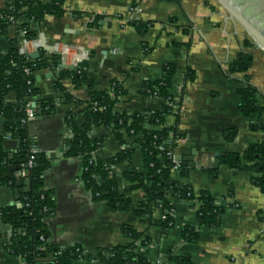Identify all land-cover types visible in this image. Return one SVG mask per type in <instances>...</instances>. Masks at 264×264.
<instances>
[{
	"label": "crops",
	"instance_id": "0c3cea01",
	"mask_svg": "<svg viewBox=\"0 0 264 264\" xmlns=\"http://www.w3.org/2000/svg\"><path fill=\"white\" fill-rule=\"evenodd\" d=\"M136 3L137 12L128 18L129 7ZM216 3V0H65V15L48 17L39 26V37L44 35L47 45L54 50L48 53L39 48L38 38V42L29 43L27 54L38 52L47 57L59 54L67 67L89 61L87 69L61 67L63 71L86 75L88 83L81 87L75 88L71 81L65 80L64 92L57 93L51 80L40 81L47 98L68 94L88 102L92 92L113 93L116 82L124 91L116 105L117 113L130 117L161 112L165 102L142 94V88L146 83L159 81L166 67H174V96L182 101V108L178 115L167 118L166 126L174 127L181 137L175 156L189 159L195 152V159L176 160L181 168L173 172V180L195 192L210 193L220 205L225 201L235 205L225 207L218 228L199 229L200 205L171 193L167 202L174 211L175 226L164 233L151 224L165 215L161 207H154L143 218L136 215V206L145 197L141 189L126 195L132 201L127 211L114 210L107 202L95 200L83 183L84 160L67 157L73 139L67 117L76 109L63 100L54 113L38 117L27 128L36 150L50 164L43 176V191L50 193L55 203L46 225L48 242L56 250L64 252L80 247L90 254L107 252L131 243L123 232L124 227H130L151 240L150 245L137 250L150 264H177L171 258L191 264H264V192L254 182L253 173L224 163L228 155H241L251 145L264 143V128L257 131L252 128L260 121H252L240 112L237 90L244 86L245 77L233 73V64L242 55H250L253 66L247 73L249 83L257 90L259 105L264 106V55L255 46L253 49L247 46L252 42L245 30L220 11ZM6 9V2L0 0V11ZM132 22L146 25L147 32L140 34ZM16 35L14 28L6 36L0 35V57L7 53L9 40ZM188 71L194 74L193 82L186 81ZM46 74L42 72L38 77ZM53 79L56 80L54 75ZM91 138L105 139L93 153L96 161L104 163L121 151H132L130 161L110 168V176L118 179L125 193L129 187L127 172L145 170L134 139H125L126 145L120 147L113 131L105 128H94ZM6 148L15 153L18 142L9 140ZM217 155L221 163L216 169ZM27 182L22 181L16 188L0 187V207H20L21 196L30 188L25 185ZM186 227L199 229L196 242L184 239ZM12 235L10 227L0 226V264H20L5 252L3 241L10 240Z\"/></svg>",
	"mask_w": 264,
	"mask_h": 264
},
{
	"label": "trees",
	"instance_id": "16d2710c",
	"mask_svg": "<svg viewBox=\"0 0 264 264\" xmlns=\"http://www.w3.org/2000/svg\"><path fill=\"white\" fill-rule=\"evenodd\" d=\"M7 9L0 11V35H8V30L14 28L16 37L9 40L7 53L0 57V187L16 188L19 178L15 172L25 168L28 163L30 137L27 132L26 107L35 104L37 116H47L54 113L58 104L65 101L76 109L67 117V124L73 132L67 157H81L84 160L83 183L97 201H104L117 211H127L132 207V201L126 197L129 193L141 189L145 197L135 209L139 217H146L154 207H161L163 213L171 211L167 197L172 193L186 201L200 204L198 218L199 229L206 227L216 229L226 212L224 207L218 206V201L208 192H195L190 186H180L173 180L174 159L168 156L166 149L172 143L173 151L181 137L174 127H167L166 120L170 116L171 108L166 102L174 98L175 68L166 67L163 77L155 83H146L142 94L161 98L165 107L161 112L137 113L124 116L116 112V105L124 96L123 87L114 83L111 92H92L88 102L79 101L65 94L63 97L47 98L38 82L42 72L53 73L56 82L52 88L57 93L64 92L63 81L69 80L75 88L88 83L86 75L63 71L59 65L60 57H47L44 53L38 59H32L22 50V41H35L39 38V26L48 17L62 18L65 13V0H4ZM140 34H144L146 25L132 22ZM21 32L25 36H21ZM249 48L254 47L251 43ZM253 66L250 55H242L233 64V73L244 76L245 84L237 90L240 100L241 114L254 121L252 128H264V106L258 103L257 90L250 85L248 72ZM26 70L30 71L28 75ZM194 74L188 71L186 81L193 82ZM114 95V98L112 97ZM81 118V122L79 121ZM94 128L110 129L120 147L126 145L125 139H134L140 149L145 170L143 173L133 170L127 172L126 180L129 187L123 193L117 178L110 176L111 166L128 162L133 153L130 150L121 151L107 162L96 161L93 153L104 144L105 139L92 140L91 132ZM170 133H173L172 137ZM17 141L19 149L9 153L6 143ZM224 163L230 168H244L254 174V182L264 192V143L251 145L243 154H230ZM244 163V166H243ZM47 158L38 153L35 166L29 172V191L20 199V207H0V226H8L13 235L6 239L8 254L20 257L24 264H78L82 253L77 252L80 247L68 251H58L48 242L46 221L55 210V203L50 193L43 191V176L49 168ZM15 172L9 175L10 169ZM186 173V169L183 170ZM22 180V179H20ZM25 181V180H22ZM167 219L151 223L168 233L175 226L174 215H167ZM186 227L183 237L188 242H196L198 230ZM124 234L131 240L126 246H118L98 252L100 264H150L147 259L139 256L138 248L150 245L151 240L145 238L130 227L123 228ZM44 237L46 242L41 241ZM44 248V251H41ZM82 250V249H81ZM56 255V256H55ZM54 256V258L52 257ZM172 263L191 264L181 258H171Z\"/></svg>",
	"mask_w": 264,
	"mask_h": 264
},
{
	"label": "built area",
	"instance_id": "2783aa9c",
	"mask_svg": "<svg viewBox=\"0 0 264 264\" xmlns=\"http://www.w3.org/2000/svg\"><path fill=\"white\" fill-rule=\"evenodd\" d=\"M137 6L138 5L136 3V4H133L132 6L129 7V10H128V13H127L128 18L129 17H133V14L135 12H137V10H138ZM21 36L24 37L25 33L21 32ZM30 42H32V41H26L25 39H23V41H22V50L23 51H25V49L27 48V46L29 45ZM36 42H38V40H36ZM27 55L30 56V54H27ZM62 59L65 62L63 57H62ZM26 73L29 75L30 71L26 70ZM149 96H151V95H149ZM154 97H157V95H155ZM166 103H167L168 107L171 108L170 116H176V115H178L181 112L182 101L179 98H176L174 96V98L171 99V102L169 101V102H166ZM26 116H27V119L25 121L26 124H29V123L35 121L38 118L35 104H31L30 103V104L27 105V107H26ZM172 135H173V133H170L171 137H172ZM172 146H173L172 143H169L167 145L166 149L168 150V156L170 158L174 159L175 166L173 168V172H175V171L180 170L181 167H180L179 162L176 161V156H175V153H174V151L172 149ZM29 154H30V157H29L28 163L26 164L25 168L16 172V177L17 178L22 179V180H27V181H29V172L28 171L35 166L36 160L38 158V151L36 150V147L34 146L32 140H30V143H29ZM218 206L219 207H224V208L227 207L228 208L229 206L230 207H234L235 205L232 202H229V201L226 202L225 201V204H222V205L218 204ZM167 215H169L170 217L173 216L174 215V211L171 210L170 212L166 213L163 216L162 219L163 220L167 219V217H168ZM41 241L46 242V239L44 237H42ZM4 248H5V252L8 253V249H6L7 246H4ZM41 251H44V248H42ZM77 252L82 253L80 255V257L78 258V261H77L78 264H100L97 252L90 254V253H87L85 250H83V249L81 250L79 248L77 249ZM52 257L54 258V256H52ZM12 258H14L16 260H19L20 264H24L22 258H20V257H12Z\"/></svg>",
	"mask_w": 264,
	"mask_h": 264
},
{
	"label": "rangeland",
	"instance_id": "374dc122",
	"mask_svg": "<svg viewBox=\"0 0 264 264\" xmlns=\"http://www.w3.org/2000/svg\"><path fill=\"white\" fill-rule=\"evenodd\" d=\"M226 16L238 22L252 45L264 55V0H216Z\"/></svg>",
	"mask_w": 264,
	"mask_h": 264
},
{
	"label": "water",
	"instance_id": "95a60500",
	"mask_svg": "<svg viewBox=\"0 0 264 264\" xmlns=\"http://www.w3.org/2000/svg\"><path fill=\"white\" fill-rule=\"evenodd\" d=\"M39 42H40L39 48L43 49L45 52L51 53L54 50L53 47L47 45L44 35H40ZM23 52L26 54L25 51H23ZM57 56L60 57L59 65L62 68H71V69H73V68L76 67L77 69H87L89 67V61L88 60L81 61V62L77 63L73 67H67V66L64 65V61H63L62 57L59 54H57ZM30 57L32 59H38V58H40V53L36 52L35 54L30 55ZM47 79L51 80L52 83L56 82V80L53 79V74L52 73H48L46 75L40 76V77H38L37 80H38V82H40V81L47 80ZM194 157H195V152L193 153V156L190 157L189 159H184L183 157L179 156V157H176V160L179 161V162H182V161L193 162L194 159H195ZM220 163H221V161H220L219 155H217L214 167L216 169L219 168ZM14 172H15V170L13 168H11L9 175H12ZM17 185H18V187H20L22 185V181L18 182ZM25 185L30 187V182L25 183ZM28 191H29V189H28Z\"/></svg>",
	"mask_w": 264,
	"mask_h": 264
}]
</instances>
